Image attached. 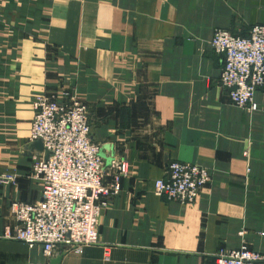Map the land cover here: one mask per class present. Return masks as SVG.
<instances>
[{"label":"crops","instance_id":"obj_1","mask_svg":"<svg viewBox=\"0 0 264 264\" xmlns=\"http://www.w3.org/2000/svg\"><path fill=\"white\" fill-rule=\"evenodd\" d=\"M259 22L264 0H0V264L43 260L4 232L12 201L41 197L33 100L62 90L87 103L92 139L128 174L99 242L60 264H212L242 242L264 252V86L256 111L233 105L210 46L215 28L246 35ZM171 160L210 169L193 204L154 194Z\"/></svg>","mask_w":264,"mask_h":264},{"label":"built area","instance_id":"obj_2","mask_svg":"<svg viewBox=\"0 0 264 264\" xmlns=\"http://www.w3.org/2000/svg\"><path fill=\"white\" fill-rule=\"evenodd\" d=\"M210 46L223 57L219 81L230 102L248 113L256 111L254 94L264 84V22L254 24L247 35L215 28ZM33 108L29 141L40 142L43 151L33 156L31 176L42 183L41 198L11 203L15 225L5 236L40 245L43 260L32 264H50L58 253L79 252L99 242L101 212L119 194L120 178L128 170L119 159L106 162L101 145L91 138L87 107L73 94L38 95ZM108 171L112 180L105 181ZM209 179L206 167L174 161L155 180L154 190L166 199L192 201ZM213 264H264V252L246 245L220 250Z\"/></svg>","mask_w":264,"mask_h":264},{"label":"rangeland","instance_id":"obj_3","mask_svg":"<svg viewBox=\"0 0 264 264\" xmlns=\"http://www.w3.org/2000/svg\"><path fill=\"white\" fill-rule=\"evenodd\" d=\"M260 23V22H259ZM253 26V25H252ZM251 26V27H252ZM251 27L249 28V30L251 29ZM227 30H229V29H227ZM229 31H231V30H229ZM232 32V31H231ZM233 34H236V35H243V34H241V33H235V32H232ZM248 34V33H247ZM246 34V35H247ZM219 83H220V81H219ZM220 86H221V84H220ZM264 86V84L262 85V86H260L258 89H260L261 87H263ZM222 87V86H221ZM257 89V90H258ZM224 90V89H223ZM256 90V91H257ZM63 91V90H62ZM68 93V92H67ZM72 94V93H71ZM255 95V94H254ZM37 97V96H36ZM36 97L34 98V100H33V105H34V102H35V99H36ZM80 100V99H79ZM81 101V100H80ZM83 102V101H82ZM85 105H86V107H87V115H88V119H89V122H90V126H91V128H92V121H91V118H90V109H89V107L87 106V103H85V102H83ZM33 111H34V108H33ZM30 127H31V125H30ZM29 135H30V130H29ZM29 135H28V141H29ZM92 138V137H91ZM93 140V139H92ZM95 143H97V144H99V145H101L100 143H98V142H96L95 140H93ZM35 143H38V142H34V141H29V145H28V148L30 149V151H31V155H32V165H31V167H33V165H34V159H33V156L34 155H37V154H40L42 151H43V149H42V144H41V147L40 148H37L36 146H34V144ZM101 154H102V146H101ZM121 160V161H124L125 163H126V166H127V170H128V162H127V160L125 159V158H111L110 160H108L107 162L108 163H110L112 160ZM174 161H178V160H171V161H169L167 164H166V167H165V171H164V175L162 176V177H164L165 176V173H166V170H167V167H168V165L171 163V162H174ZM180 162H184V161H180ZM184 163H187V164H198V165H201V164H199V163H189V162H184ZM201 166H204V167H206L208 170H209V173H210V179H209V181H208V183L207 184H205V185H202L201 187H200V189L198 190V193H197V197L195 198V200L193 199L192 201H186V202H181V201H178V200H174V199H166L165 197H163V196H159V195H157L156 193H155V190H154V182H155V180H157V179H159V178H162V177H159V178H157V179H155L153 182H152V186H153V192H154V194L155 195H157V196H159V197H162V198H164L166 201H170V202H176V203H180V204H193L195 201H196V199L198 198V196L200 195V193L210 184V182H211V177H212V175H211V171H210V169L207 167V166H205V165H201ZM31 174H32V168H31ZM111 174H112V172L111 171H108L107 172V177L105 176V181L106 180H109L110 178H111V180H112V177H111ZM1 177H4V176H1ZM5 177H12L11 179H6V180H3V179H1V180H3V181H14V175H12V176H5ZM125 176H122L121 178H120V181H119V184H120V191H121V181H122V179L124 178ZM36 179H38V178H36ZM39 180V179H38ZM40 181V180H39ZM42 191V190H41ZM41 198V197H40ZM40 200V199H39ZM15 201H17V202H24V201H21V200H15ZM38 201V200H37ZM13 202V201H12ZM11 202V203H12ZM34 202H36V201H34ZM34 202H29V203H34ZM109 202V201H108ZM11 203L9 204V207H8V210H9V213H10V205H11ZM28 203V202H27ZM108 204V203H107ZM107 206V205H106ZM105 206V207H106ZM104 207V208H105ZM104 208H103V210H104ZM10 215H11V213H10ZM12 217V216H11ZM13 218V217H12ZM14 220V219H13ZM15 222V221H14ZM14 225H15V223H14ZM13 225V226H14ZM13 228V227H12ZM12 228H8V229H6L5 230V232H4V237H6L5 236V233H6V231H11L12 230ZM8 238V237H7ZM9 239H11V238H9ZM15 240V239H14ZM17 241H19V240H17ZM20 242H22V241H20ZM24 243V242H23ZM244 243V244H243ZM26 244V243H25ZM27 245V244H26ZM242 245H246V246H248L247 245V243H245V242H242V244L240 245V246H242ZM40 246V245H39ZM239 246V247H240ZM29 247H31V246H29ZM41 247V246H40ZM248 248H249V246H248ZM235 249H237V248H235ZM251 249V248H250ZM220 250H231V249H219L218 251H220ZM59 254H61V253H58V254H56L55 256H57V255H59ZM54 256V257H55ZM53 257V258H54ZM214 260V259H213ZM29 264H32V263H29ZM212 264H213V262H212Z\"/></svg>","mask_w":264,"mask_h":264},{"label":"water","instance_id":"obj_4","mask_svg":"<svg viewBox=\"0 0 264 264\" xmlns=\"http://www.w3.org/2000/svg\"><path fill=\"white\" fill-rule=\"evenodd\" d=\"M34 146H36L37 148H40L41 147V143L40 142L35 143ZM62 256H63V253L55 256L54 258H52L50 260V264H60Z\"/></svg>","mask_w":264,"mask_h":264}]
</instances>
